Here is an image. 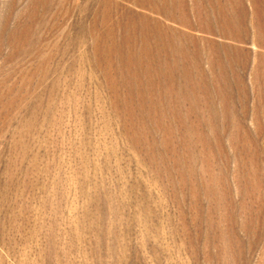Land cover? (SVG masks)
Wrapping results in <instances>:
<instances>
[{
    "label": "rangeland",
    "instance_id": "obj_1",
    "mask_svg": "<svg viewBox=\"0 0 264 264\" xmlns=\"http://www.w3.org/2000/svg\"><path fill=\"white\" fill-rule=\"evenodd\" d=\"M0 264H264V0H0Z\"/></svg>",
    "mask_w": 264,
    "mask_h": 264
}]
</instances>
